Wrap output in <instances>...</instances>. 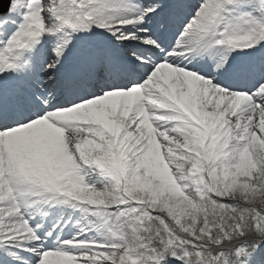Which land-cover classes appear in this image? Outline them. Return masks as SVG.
<instances>
[{
  "label": "snow or ice",
  "instance_id": "6c2138e0",
  "mask_svg": "<svg viewBox=\"0 0 264 264\" xmlns=\"http://www.w3.org/2000/svg\"><path fill=\"white\" fill-rule=\"evenodd\" d=\"M0 264H264V0H0Z\"/></svg>",
  "mask_w": 264,
  "mask_h": 264
}]
</instances>
